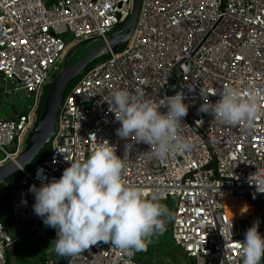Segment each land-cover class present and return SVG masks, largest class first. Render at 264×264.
Here are the masks:
<instances>
[{"label": "built area", "instance_id": "built-area-1", "mask_svg": "<svg viewBox=\"0 0 264 264\" xmlns=\"http://www.w3.org/2000/svg\"><path fill=\"white\" fill-rule=\"evenodd\" d=\"M132 7L133 0H0L4 93L10 104L18 93L23 101L22 111L13 107L10 117L0 119V165L24 151L39 120L45 86L62 72L68 46L106 39L123 26ZM177 65L176 93L190 105L180 135L191 150L161 159L133 138L129 143L135 147L125 155L127 141L116 135L120 124L108 103L112 93L126 89L146 101H166L174 96L168 93V79ZM82 76L65 96L49 156L34 169L22 170L17 182L0 187L5 215L46 238V226L33 212L30 187L59 179L71 161L86 159L108 141L117 155H125L124 180L157 197L171 213L166 224L180 253L176 264H241L246 230L258 220L264 235V195L253 199L255 187L248 183L253 173H264V0H143L129 42ZM229 86L244 96L257 94L259 112L251 125H227L198 111L203 99L215 103ZM39 169L44 172L37 179ZM227 198L245 200L253 214L230 218ZM4 217L0 214V264H8V258L11 264L15 239ZM149 244L137 251L100 242L69 264H143L137 253L147 254ZM172 258L164 264H173ZM59 260L53 254L42 264Z\"/></svg>", "mask_w": 264, "mask_h": 264}, {"label": "clouds", "instance_id": "clouds-1", "mask_svg": "<svg viewBox=\"0 0 264 264\" xmlns=\"http://www.w3.org/2000/svg\"><path fill=\"white\" fill-rule=\"evenodd\" d=\"M185 99L177 92L158 104L126 89L114 91L108 103L120 124L116 135L127 141L125 155L135 147L129 143L133 138L136 144L149 145L161 159L190 151L191 143L180 135L190 107ZM203 100L198 111L227 125L241 121L251 125L259 112L256 93L244 96L232 86L226 87L215 103ZM125 155H117V147L107 141L86 159L71 161L59 179L30 187L35 197L33 212L56 231L53 251L60 257H74L100 242L144 251L153 236L166 231L171 213L157 197L147 196L143 188L124 180ZM43 172L37 171V179ZM248 183L255 187L253 199L264 195V173H253ZM259 226L257 220L244 233L241 264H264V235Z\"/></svg>", "mask_w": 264, "mask_h": 264}, {"label": "water", "instance_id": "water-1", "mask_svg": "<svg viewBox=\"0 0 264 264\" xmlns=\"http://www.w3.org/2000/svg\"><path fill=\"white\" fill-rule=\"evenodd\" d=\"M143 0H133L132 12L126 22L118 30L107 36L106 39L94 38L78 43L65 56L63 71L52 81L48 91L44 111L36 122L33 131L29 134L24 151L15 159L0 165V187L22 170L29 169L40 153L49 145L56 132L59 111L67 94L68 87L91 64L107 57L111 52L120 51L134 35ZM96 44V45H94ZM87 50L76 62L72 59L80 50ZM181 77L177 65L169 74V95L176 93V80ZM26 232L31 227L17 225ZM155 239H153L154 241ZM70 258L60 257L59 264H69ZM10 264V259H7Z\"/></svg>", "mask_w": 264, "mask_h": 264}, {"label": "rangeland", "instance_id": "rangeland-1", "mask_svg": "<svg viewBox=\"0 0 264 264\" xmlns=\"http://www.w3.org/2000/svg\"><path fill=\"white\" fill-rule=\"evenodd\" d=\"M72 40V39H71ZM96 45V44H94ZM73 47L68 46L67 51L69 52ZM87 50H80L72 59V62H76L79 60ZM106 60V59H105ZM104 61V60H103ZM102 62V61H101ZM95 63V62H94ZM100 63V62H98ZM89 65L82 74H80L77 78L73 80L67 90V94L69 91L82 79V75L91 70L95 65ZM63 71V67H62ZM55 79V78H54ZM54 81V80H53ZM50 86L45 88V92L49 91ZM21 93H18L16 96H13L14 102L12 104L8 103L6 99V94L4 93V85L2 83V78L0 75V119L5 117H10L12 115V108L16 107L19 111H22L23 101L20 100ZM47 99V98H46ZM2 102H6L3 104ZM46 100L42 101V105L45 106ZM3 106H5L3 108ZM10 106V108H9ZM44 111V109H43ZM3 157V153L0 152V159ZM12 182V181H7ZM5 183V184H6ZM4 185V184H3ZM7 206L0 204V214L4 213V226L8 232V235L15 239L14 245V254H11V264H42L44 256L48 255L51 251V254H56L53 251L54 245L52 244L53 239L49 238V232L46 233L47 238H43L37 234V232H26L23 228L17 226L10 218L9 215H5ZM168 218H166V223L168 222ZM28 227V225H25ZM41 226H44L42 224ZM169 226L167 225L166 231L162 235H155L150 239V244L148 245V253H137V261H140L143 264H159V260L163 257H171L174 256V260L177 259V255H179L178 249L175 248L174 243L172 241L171 234L169 232ZM153 239H155L153 241ZM175 254V255H173ZM161 258V259H160ZM15 259V260H14Z\"/></svg>", "mask_w": 264, "mask_h": 264}, {"label": "trees", "instance_id": "trees-1", "mask_svg": "<svg viewBox=\"0 0 264 264\" xmlns=\"http://www.w3.org/2000/svg\"><path fill=\"white\" fill-rule=\"evenodd\" d=\"M107 57L99 60V61H96L95 63H98V62H101L103 60H105ZM93 63L92 66L95 64ZM47 86H50V84H47L45 86V88ZM47 95H48V92L46 91L45 92V89L43 91V95H42V98H41V103H40V106H39V111H38V116L39 118L41 117L42 113H43V109H44V105H42V101L44 99V101L46 100L47 98ZM51 152V145L47 146L41 153L40 155L38 156V158L34 161V163L32 164V166L29 168V170H32L34 169L36 166H38L44 159H46L49 154ZM22 177V173L20 172L19 174H16L15 176H13L11 179H9L8 181H12V182H17L19 179H21ZM50 235H51V238L52 239H55L56 238V231L54 229H52L50 231Z\"/></svg>", "mask_w": 264, "mask_h": 264}, {"label": "bare ground", "instance_id": "bare-ground-1", "mask_svg": "<svg viewBox=\"0 0 264 264\" xmlns=\"http://www.w3.org/2000/svg\"><path fill=\"white\" fill-rule=\"evenodd\" d=\"M226 205L228 214L232 219L253 214L251 206L245 200L227 198Z\"/></svg>", "mask_w": 264, "mask_h": 264}, {"label": "crops", "instance_id": "crops-1", "mask_svg": "<svg viewBox=\"0 0 264 264\" xmlns=\"http://www.w3.org/2000/svg\"><path fill=\"white\" fill-rule=\"evenodd\" d=\"M5 106H3V108H4ZM9 108H10V106H9ZM11 109V108H10ZM13 109V108H12ZM52 230V228H48V227H46L45 228V231H46V233L47 232H49V238H51V235H50V231ZM48 234V233H47ZM47 238V237H46ZM52 239V238H51ZM54 240V239H53ZM50 255H52L51 254V251L48 253V255H46V256H44V259L45 258H47L48 256H50ZM166 257H164L162 260H159V264H164V259H165ZM173 259V258H172ZM172 263L173 264H176V262H175V260L173 259V261H172Z\"/></svg>", "mask_w": 264, "mask_h": 264}]
</instances>
